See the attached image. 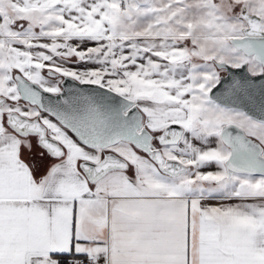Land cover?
Returning a JSON list of instances; mask_svg holds the SVG:
<instances>
[{"label":"snow or ice","instance_id":"obj_1","mask_svg":"<svg viewBox=\"0 0 264 264\" xmlns=\"http://www.w3.org/2000/svg\"><path fill=\"white\" fill-rule=\"evenodd\" d=\"M0 264H264V0H0Z\"/></svg>","mask_w":264,"mask_h":264}]
</instances>
